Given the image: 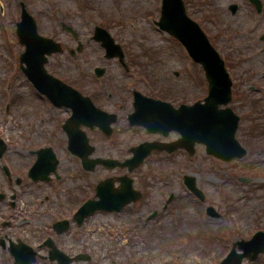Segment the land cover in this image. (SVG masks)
<instances>
[{
  "label": "rangeland",
  "instance_id": "rangeland-1",
  "mask_svg": "<svg viewBox=\"0 0 264 264\" xmlns=\"http://www.w3.org/2000/svg\"><path fill=\"white\" fill-rule=\"evenodd\" d=\"M18 1L0 0L3 6V15L0 11V137L7 142L0 161L2 189L10 183L1 173V164L7 165L15 175L14 172L25 170L30 156L31 162L35 160L31 152L41 150V142H53L54 135L59 137L56 138L57 145L63 142V133L52 130L55 120L64 116L63 111L43 107V99L31 94L27 83L14 70L12 56H17V47L12 42L15 40L14 21L16 23L19 16ZM22 1L36 18L41 33L65 41L59 22L71 23L74 30L80 32L82 43L88 44L85 53L93 57L102 51L95 41L88 40L93 24L107 28L123 47L126 58L143 70L141 87L146 92L153 88L157 93L159 87L162 97L170 98L176 94L178 101L182 97L193 101L202 92L199 90L201 72L198 67L191 65L184 50L172 38L161 35L152 24L153 20H158L160 0ZM206 1L211 3L204 10L214 7V11L220 12L222 28L226 29L229 23L227 32L237 34L229 44L234 60L231 58L228 62L234 93L230 106L240 116L236 136L247 154L242 159L224 162L206 155L203 147L197 146L191 157L183 150H178L170 160L159 155L151 156L144 166L135 170V185L143 188L144 200L129 204L111 257L107 259L104 256L108 242L87 241L97 255L94 264H216L228 253L235 238L246 239L256 230L264 231V42L257 39L264 31V12L253 30L250 23L254 11L247 0ZM232 3L238 4L239 9L237 15L230 18L228 7ZM188 6L189 10H194L193 0L189 5L186 3ZM194 11L193 18H197L200 11ZM68 43L74 46V43ZM80 58L83 59L82 56ZM88 61H82L81 66L86 67ZM51 62L63 76H73L68 71L76 70L74 63L67 61L65 56L55 55ZM62 63L64 69L61 68ZM108 73L114 79L122 74L113 63H110ZM134 75L139 73L123 75V82L130 81L126 78ZM31 123L33 131L29 129ZM115 137L111 142L99 139L102 148L96 154L117 156L124 152L128 139L116 142ZM175 137L171 134L162 140ZM56 154L60 158L61 181L41 184L28 181L24 189L30 192V203L38 205L37 209L41 207L42 200L45 201V196H49L46 204L62 202L65 216H68L74 205L89 194L88 187L93 185L95 178L106 172L100 169L95 174L86 173L76 158L59 150ZM159 173L164 177L160 178ZM184 174L195 178L205 194L204 202H199L187 192L182 183ZM167 175L170 177L165 178ZM58 193L61 196L56 198ZM169 194L173 195L172 203L162 210L164 199ZM0 204L1 222L8 218L9 211L3 207L4 203ZM208 206L215 209L218 217L205 214ZM37 209L35 214H40ZM50 209L58 210V205ZM153 211H158L157 218L146 222L147 215ZM99 220H107V217H95L94 223ZM3 232L7 230L2 228L0 234ZM70 246L74 244L70 243ZM244 264H264V255L256 262L245 261Z\"/></svg>",
  "mask_w": 264,
  "mask_h": 264
},
{
  "label": "flooded vegetation",
  "instance_id": "flooded-vegetation-1",
  "mask_svg": "<svg viewBox=\"0 0 264 264\" xmlns=\"http://www.w3.org/2000/svg\"><path fill=\"white\" fill-rule=\"evenodd\" d=\"M188 2H190V0H188ZM194 3H196L195 9L198 11L199 4L201 9H205L211 2L209 3L206 0H193V4ZM261 4L262 11L260 14H257L255 7L251 5L258 18H262L264 12V0H261ZM201 9L199 14L200 16L198 15V20L200 21L205 33L208 35L211 44L218 50V52L223 55L224 58H226V60H229L233 56H231V53H229L230 48L228 42L231 41L228 39L227 35H224L223 33L224 30L222 29V25L220 23V12L214 11V7L213 10L208 12H204ZM228 9H230V7H228ZM194 13L195 12H193V14ZM237 13L238 11L236 14L230 13V18L235 17ZM66 24H68V26L74 31L71 23ZM62 25L63 23H61V27ZM95 26L96 25L93 24V30ZM77 31H74L76 32V38L67 32H64L66 36L65 41L57 38L55 40L53 38L54 41L61 46L62 52L53 53L52 55L48 56L45 68L48 70V73L52 74L70 87L77 90L83 97L88 98L89 101H85L83 99H80L79 101V104L84 108L85 111H90L93 114H99V112H102L106 115L101 125H108L107 129H110L111 131L110 136L104 135L102 130L97 126L90 127L85 126L84 124L79 126V129L84 131L87 136L88 144H85V148L90 151L88 153V157L91 160H111L116 158L123 161L131 157V149L141 142L154 141L159 143V141H174L176 137L174 139L169 138L162 140L164 138H162L159 134H149L144 128L136 125H134L132 131H130L131 128L128 117L135 110L137 96L135 91H140L142 94L154 98L152 94L144 93L143 89L141 88V80L139 78L141 76H134L132 78L127 77L126 79L131 80L125 83L123 82V75L140 73L141 70L136 68V66L133 65L134 63L126 58L124 49V60L117 58H106L104 51L101 49L99 44H97V46L102 51L96 57L85 53V48L88 46V44L82 43L81 46L78 45V41L82 42V40L80 38V32ZM225 32L227 33L226 30ZM232 37L235 38L236 35L234 34ZM88 40L93 41L91 37H89ZM68 42L74 43V46L72 45L71 47V44ZM78 46H80L79 50H77ZM21 48L23 49V47ZM55 55L65 56L67 57V61H72L74 63L76 70L68 71V73H72L73 76H63L56 67H53L51 58ZM81 56L83 59L80 58ZM85 59H89L86 67L81 66V62ZM33 61L34 60L31 58L30 62ZM110 63H113L117 70L122 73L116 79L109 77L108 67L110 66ZM120 63L126 65L125 71L122 69L123 67ZM18 67L20 69V59L18 61ZM61 68H65L63 63L61 64ZM19 74L24 78L21 70H19ZM174 75H176V73H174ZM24 79L26 80V78ZM201 82L203 85H205V81L203 79H201ZM200 93L201 96H203L204 92ZM168 101L173 106L177 105V98L175 95H171ZM62 111L65 117L56 119V124L53 125V129L57 131L59 130L63 133L65 142L57 145L58 142L56 143L53 141L52 145L51 143H45L42 145L45 147H50L54 151V154H56L57 150L64 148L67 141L66 134L64 133L62 127L70 111L68 109H62ZM29 127L30 130L33 131L34 126L30 124ZM115 134H117L116 137ZM171 134L174 136L176 135L175 132H170L166 137L170 136ZM152 136H154L153 139H148V137ZM114 137L116 142L120 139L121 141H126L128 139V143L124 146V152L117 154V156L105 154L97 155L96 151H98L99 148H102L100 144L102 141L99 139L111 142L112 138L114 139ZM94 139H97V142L94 141ZM31 155L34 158V156H36L35 151L33 153L31 152ZM71 155L72 157L76 158V160H78L80 165L81 160L74 154ZM155 155H159L165 160H170V157L172 156V154H167L165 152L154 151L151 153L150 157ZM30 158L32 157L30 156ZM56 158H58L57 154ZM59 165L60 160L58 161V165L56 167L58 177H54L56 182L61 181L62 179V175L59 173ZM80 167L82 166L80 165ZM100 169L104 170L106 174L100 176V178H95L93 185L88 187L90 192L86 197H84V200H95L96 185L101 179H110L112 185H115V188H119L118 177L127 172L126 168L108 171L98 166L91 173L95 174ZM27 172L21 171L14 173L15 176L12 178V182L11 178L9 179L11 184L7 187V189L5 191L0 189V191L4 192L5 194L0 203H4L3 207L9 211L8 218L4 219L3 222L0 223V231L2 228L7 230V232L0 234V264H58V258L53 254L54 250L70 258L72 260L70 264H94L96 263L95 259L97 255L94 251H92V247L87 245L92 239L95 241V243H99L101 241L108 242V247H111V249L108 250L107 247L106 251L104 252V256L107 259L110 258L112 251L115 248V240L117 241L119 238V230L121 228L119 226H121L122 217L126 215L129 204L121 207L117 213L97 211L79 221H76L72 214L65 217V207L62 202L46 204L50 200L49 196H45V201L42 200V203L40 204L41 207L37 209L39 207L38 205L36 207L35 204L30 203L32 199L28 197L30 192L24 189L25 183L29 181V183L31 182L34 184H41L43 182L31 181L27 176ZM134 174L135 172L130 174L128 173V176L130 175L133 179V183L136 181ZM22 185L23 189L21 188ZM135 189L141 193V197L138 200L130 203V205L137 204L138 202H142L144 200L145 195L144 190H142L143 188L141 187L139 189L135 186ZM59 195L61 196V193H58L56 198H59ZM67 196H70V194H67ZM81 204L82 201L75 204L73 211L79 208ZM0 205L2 207V204ZM56 205H58V210L50 209L52 206ZM36 209L41 213L35 214ZM98 216L107 217V220L110 218V221L99 220L98 222L94 223V218ZM113 217H115L116 220H113ZM64 221H68V225L60 224ZM123 233H125V231H123ZM70 243L74 244V246H70ZM81 257H84L85 259H81ZM20 258L22 259L21 262L19 261ZM76 258L77 260H75Z\"/></svg>",
  "mask_w": 264,
  "mask_h": 264
},
{
  "label": "water",
  "instance_id": "water-1",
  "mask_svg": "<svg viewBox=\"0 0 264 264\" xmlns=\"http://www.w3.org/2000/svg\"><path fill=\"white\" fill-rule=\"evenodd\" d=\"M252 1L256 2V0ZM160 14L161 18L157 23L160 29L165 30L183 43L193 59L202 65L208 79L209 92L203 104L198 102L190 107L182 106L177 111L171 109L169 104L161 101L141 99L143 101L138 103V109H136V116L140 118L139 124L152 131L162 130L163 127H166L167 130L171 128L176 130L182 136L177 143L178 146L186 148L189 152L193 151L195 143H199L205 145L208 154L222 160L229 161L233 158H241L245 154V149L234 137L239 117L229 107L220 108L221 105L226 106L231 101L232 83L223 61L208 43L197 24L187 17L182 0H162ZM16 32L20 43L25 45L22 59L27 56L30 57V55L35 57V55L40 54L43 56L44 53L51 54L61 50L58 44L37 34L35 21L24 8L21 13V21L17 23ZM94 38L102 41L108 56H123L120 47L114 43L105 30L96 28ZM32 70L35 73L36 67L33 66ZM34 84L40 92L47 94L54 104L72 106L70 105V93L75 92L64 84L44 73L35 78ZM84 115L86 114H82L78 108L73 109L72 116L66 122V131L70 132L76 129L80 118H83ZM94 122H96L95 119ZM70 144H73L72 140H70ZM147 145H142V147L134 150L135 156L138 155L136 165L146 156L151 146ZM172 148L170 146V149ZM108 163L110 162H107L109 167L115 164V162H113L114 164ZM45 164L46 161L43 156L39 155L29 173L34 180L47 178L49 169ZM55 165L56 161H53L52 168ZM133 167L131 166L130 169ZM186 183L193 194L203 199L193 178L186 177ZM129 189L130 187L126 193V201H128L130 194ZM209 213L214 215L211 208ZM236 245L243 253L237 254L233 249L220 264H241L244 257L249 260L256 259L259 254L264 253V233H257L250 241H241ZM53 254L58 258V264H69L71 261L56 250L53 251ZM19 261L21 262L22 259L20 258Z\"/></svg>",
  "mask_w": 264,
  "mask_h": 264
}]
</instances>
